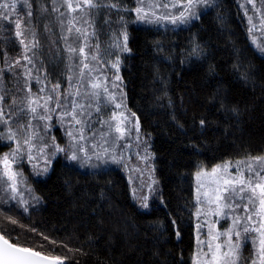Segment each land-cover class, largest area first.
<instances>
[{
    "label": "snow or ice",
    "instance_id": "1",
    "mask_svg": "<svg viewBox=\"0 0 264 264\" xmlns=\"http://www.w3.org/2000/svg\"><path fill=\"white\" fill-rule=\"evenodd\" d=\"M124 2L51 0L48 7L47 2L42 5L37 0H0V26L7 30L8 25H13L22 47L16 58H9L5 50V67L0 68V147L10 149L0 154V216L9 223H17L13 213L21 218L23 214L30 215V201L40 202L23 179L25 160L37 176L54 171L59 154L65 155L66 167L86 169L92 175L106 174L113 165L142 172L138 164L130 167L133 152L147 166L152 155L150 141L143 136L136 114L126 115L123 103L120 65L121 53L129 51L124 30L127 21L123 15L115 21L106 19L105 24L121 26L112 31L108 40L102 39L103 29L94 23L104 9H116L119 14ZM247 4L264 29V0H259V5L256 0H247ZM216 6L217 0H136V6L125 11L134 12L139 23L176 32L195 26L194 21ZM248 19L253 25V17ZM44 21V31L49 32L54 22L60 31L59 39L65 43L67 57L61 58L66 60L61 75L66 76L67 87L57 75L59 65L49 69L43 66L44 61L37 64L41 44L36 28ZM254 27L249 28V33ZM252 42L264 57V45L255 39ZM157 48L163 51L162 45ZM179 55L181 64L206 60V46L194 38ZM234 67L241 79H249L239 64ZM210 71L214 69L210 67ZM9 76L15 91L8 87ZM56 124L65 132L66 141L58 142L51 135ZM200 124L203 127L206 121L202 119ZM194 178L196 246L191 264H264V155L234 163L226 160L210 169L197 165ZM155 183L152 180L146 186L149 194ZM143 187H133L132 193L147 209L149 195L143 194ZM221 220L227 227L220 224ZM13 232L14 229L0 233V264H66L69 259L66 253H44L10 242ZM249 241L252 247L245 256Z\"/></svg>",
    "mask_w": 264,
    "mask_h": 264
},
{
    "label": "rangeland",
    "instance_id": "2",
    "mask_svg": "<svg viewBox=\"0 0 264 264\" xmlns=\"http://www.w3.org/2000/svg\"><path fill=\"white\" fill-rule=\"evenodd\" d=\"M251 8L247 0H217L215 8L194 21L195 26L176 32L137 22L130 66L132 91L128 102L123 103L126 115L135 113L139 118L152 155L145 166L133 152L130 167L138 164L143 171L121 170L131 191L144 185L142 191L149 195V208H142L134 199L146 215L137 223L124 217L92 237L89 249L118 264H191L196 246L192 205L197 165L210 169L226 160L234 163L264 155V57L252 42L255 39L259 44L256 30L260 18L253 13L245 15V9ZM248 17H253L252 33ZM44 23L38 25V38L47 63L56 47L52 29L49 26V32H45ZM194 38L206 46L207 58L181 64L179 53ZM236 64L248 73L247 81L241 79ZM124 87H128L127 82ZM202 119L206 121L203 127ZM66 164L64 158H59L54 171L50 169L36 178L47 195L40 218L70 230L104 206V187L111 172L85 174L83 169ZM152 180L156 183L149 194L146 186ZM156 191L158 205L152 200ZM154 208L157 211L147 215ZM220 224L227 227L223 220Z\"/></svg>",
    "mask_w": 264,
    "mask_h": 264
},
{
    "label": "trees",
    "instance_id": "3",
    "mask_svg": "<svg viewBox=\"0 0 264 264\" xmlns=\"http://www.w3.org/2000/svg\"><path fill=\"white\" fill-rule=\"evenodd\" d=\"M46 1H48L47 6L50 7L51 0ZM106 2L112 3L115 2V0H106ZM135 6L136 4L134 0H125L124 4L119 10V14L117 13L116 9H112L111 11L104 9L98 16L94 18V23L97 25V28L103 29V40H108L112 31L121 27L115 23L111 25L105 24L106 19L115 21L119 18V15H123L127 21L124 30L127 31L128 35L127 47L129 51L121 53L120 65V76L122 79L123 88L122 95L125 104L128 102L127 98L132 91L133 76L130 72V66L134 60V32L137 26L135 13L131 11H125V9H132ZM251 13H253V11L249 9L248 14ZM13 27V25H8L6 30L3 26H0V68L5 67L3 64V54L5 50H7L9 58L18 57L22 51L19 40L15 37V30L13 31ZM50 27L52 29V33H54L52 36L55 37L56 51L53 52L51 58L48 59L47 63H45L44 59L42 58V49L40 47L38 50L39 59L37 60V64H40V61H44L43 66L45 67L46 65V67L49 69L55 68L57 65H59V67L56 69L57 75L60 76V79H62L64 82V86L67 87L66 76L61 75V70L64 68V63L66 62V60H62L61 58L67 57V53L64 50L65 43L63 40L59 39L60 31L58 26H56L53 22ZM36 31L39 35L38 27L36 28ZM256 33L258 35L260 34L258 36L259 44L264 45V29H262L260 26V28L256 30ZM202 37L203 36L201 35L200 39H202ZM120 39L122 43L123 38L121 37ZM124 82H127V88L124 87ZM7 83L8 87L15 91L10 76L8 77ZM118 98L120 97L118 96ZM96 128L99 130V124L96 125ZM41 131H43L42 128ZM51 135L56 136L58 142L66 141L65 132L61 130L58 124L52 128ZM9 150L10 149L6 146L0 147V154L8 152ZM149 151L152 152L151 146ZM60 155L61 154H59L58 159L64 158V163H67L65 155ZM22 169L23 179L27 181L28 187L34 189V194L40 197V202L36 204L34 201H30V204L32 205L30 209V215L23 214L21 218L16 216L14 213L11 214L12 218L17 220L16 224H11L3 216H0V233L14 229V232L10 237V242H15L16 244L24 247H31L33 250H39L44 253H55L59 255H64L66 253L69 257V259L66 261V264H118L113 260L106 259L97 254L95 251L89 249L87 244L92 237H96L99 232L110 228L124 217H127L132 223H137L141 217L146 215V211H141L136 204L130 189L128 178L120 168H117L114 165L111 166L110 179L104 187L106 198L104 206L86 215L82 221L72 225L73 227L70 230L55 226V224L53 225L50 222L40 218V214L45 210L44 203L47 199V195L40 186V183L36 178V173L26 160L22 165ZM82 172L87 174L86 169H83ZM156 194H158L157 191L155 192V197L152 198V200H154V205H158L157 203L159 202L158 195L156 196ZM89 207H91V204H89L87 208ZM155 210V208L152 209L147 215H153L157 211ZM45 237H48V239H45ZM251 247V243L246 242L244 251L245 256H248ZM69 248H71L73 251H69Z\"/></svg>",
    "mask_w": 264,
    "mask_h": 264
}]
</instances>
